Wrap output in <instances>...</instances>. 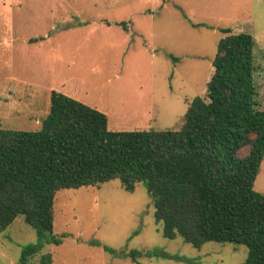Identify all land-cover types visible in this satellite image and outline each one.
<instances>
[{
	"label": "rangeland",
	"instance_id": "374dc122",
	"mask_svg": "<svg viewBox=\"0 0 264 264\" xmlns=\"http://www.w3.org/2000/svg\"><path fill=\"white\" fill-rule=\"evenodd\" d=\"M221 29L253 36L264 110V0H0V128L40 131L56 91L106 114L111 131L179 130L190 102L206 96ZM254 189L264 195V162ZM54 202L55 234L67 237L44 245L28 264L48 254L52 264L247 258L242 245L209 242L197 250L180 237L164 238L144 184L133 193L119 180L61 190ZM37 242L35 230L17 218L0 233V264H19L23 248ZM106 248L160 256L135 263Z\"/></svg>",
	"mask_w": 264,
	"mask_h": 264
},
{
	"label": "trees",
	"instance_id": "16d2710c",
	"mask_svg": "<svg viewBox=\"0 0 264 264\" xmlns=\"http://www.w3.org/2000/svg\"><path fill=\"white\" fill-rule=\"evenodd\" d=\"M221 32L206 96L190 102L179 130L111 131L106 114L56 91L40 131L0 128V233L22 217L38 238L19 264L67 237L54 231L59 191L113 180L128 193L145 185L164 238L197 250L209 242L242 245L243 264H264V195L254 189L264 162L255 41ZM106 250L135 263L160 256ZM52 262L48 254L39 264Z\"/></svg>",
	"mask_w": 264,
	"mask_h": 264
}]
</instances>
